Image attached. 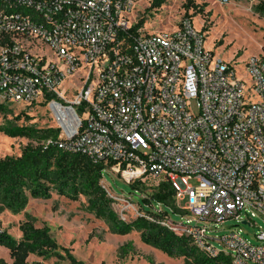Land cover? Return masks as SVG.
Wrapping results in <instances>:
<instances>
[{"label": "built area", "instance_id": "1", "mask_svg": "<svg viewBox=\"0 0 264 264\" xmlns=\"http://www.w3.org/2000/svg\"><path fill=\"white\" fill-rule=\"evenodd\" d=\"M152 1L0 0V103L46 104L59 148L103 163L129 185L169 181L184 219L156 220L103 175L122 221L146 217L211 255L219 242L233 264H264L262 226L259 244L237 228L211 235L244 215L264 225V55L234 66L237 58L206 47L189 17L174 31H147L139 14ZM75 75L68 98L61 89ZM152 210L166 209L155 202Z\"/></svg>", "mask_w": 264, "mask_h": 264}, {"label": "rangeland", "instance_id": "2", "mask_svg": "<svg viewBox=\"0 0 264 264\" xmlns=\"http://www.w3.org/2000/svg\"><path fill=\"white\" fill-rule=\"evenodd\" d=\"M261 2L264 0H231L229 4L223 5L214 0H166L158 9L149 7L141 12L139 20H144L143 27L147 31L169 32L178 28L180 20L191 17L196 28L205 35L206 47L229 61L237 58L234 66L239 67L251 56L264 55V13L257 10ZM145 6L147 5H138V8L143 10ZM77 76L66 80L62 86L61 91L68 98L74 93ZM8 107L11 113L0 114V127L24 125L37 130L57 128L53 114L46 104H11ZM17 117L21 119L18 120ZM29 143L26 138H10L0 132V157H18ZM103 175L115 194L131 197L135 203H142L140 192L123 182L116 170L105 171ZM145 184L143 192L153 194L154 191L149 186L157 184L149 179ZM164 207L171 221H184L181 210L174 212L172 208ZM0 211V229L17 240H21V226L26 222L38 228H50L51 237L60 247L58 255H31L29 264H71L69 254L84 264H184L183 259L169 258L143 243L136 231L125 236L116 234L107 222L96 218L89 211L85 197L74 201L54 192L49 199L30 198L26 208L19 213L3 208L1 204ZM248 217L251 216L244 215L240 223L229 220L225 225L218 226L211 235L221 237L237 228L242 230L251 243L259 244L255 234L260 226L264 229L263 221L258 217L252 218V224H244ZM213 243L219 251L229 253L219 242ZM123 248L127 251L125 257L122 256ZM0 258L9 264L13 263L10 252L3 247H0Z\"/></svg>", "mask_w": 264, "mask_h": 264}, {"label": "trees", "instance_id": "3", "mask_svg": "<svg viewBox=\"0 0 264 264\" xmlns=\"http://www.w3.org/2000/svg\"><path fill=\"white\" fill-rule=\"evenodd\" d=\"M165 2L166 0H153L150 9H158ZM257 10L264 13V2L257 6ZM143 23L144 20L141 25ZM48 97L51 98L50 95ZM10 113L8 105L0 103V114ZM0 132L10 138H26L30 141L20 156L0 157V204L3 208L19 213L26 208L30 198L49 199L54 192L74 201L85 197L89 211L96 218L107 222L116 234L125 236L136 231L143 243L161 251L169 258L183 259L184 264H233L229 253L219 251L216 255H211L196 246L190 237L180 235L146 217H139L130 222L122 221L114 212L112 200L101 185L106 166L87 156L59 148L58 128L37 130L31 126L14 125L0 127ZM48 140H51L49 145L46 144ZM141 184L142 182H137L130 186L135 191H141L144 188ZM153 189L151 199L142 198V203H139L146 214L156 217V220L167 215L166 210L161 214L153 212L155 202L172 208L174 212L178 211L176 192L169 181L161 180ZM21 231L23 236L21 240H17L0 229V247L10 252L13 260L11 264H29L31 255L48 257L58 253L60 247L51 237L48 226L38 228L26 222L21 226ZM126 255L127 251L123 248L122 256ZM69 258L71 264H84L70 254ZM0 264L9 263L0 258Z\"/></svg>", "mask_w": 264, "mask_h": 264}, {"label": "water", "instance_id": "4", "mask_svg": "<svg viewBox=\"0 0 264 264\" xmlns=\"http://www.w3.org/2000/svg\"><path fill=\"white\" fill-rule=\"evenodd\" d=\"M244 224H246V223L244 222Z\"/></svg>", "mask_w": 264, "mask_h": 264}]
</instances>
